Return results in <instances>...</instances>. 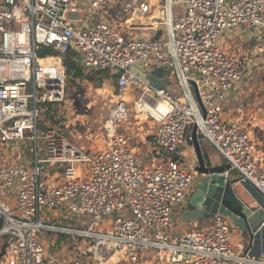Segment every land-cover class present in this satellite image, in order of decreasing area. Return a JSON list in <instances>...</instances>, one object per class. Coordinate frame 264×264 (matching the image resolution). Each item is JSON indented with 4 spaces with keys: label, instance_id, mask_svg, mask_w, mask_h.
<instances>
[{
    "label": "built area",
    "instance_id": "1",
    "mask_svg": "<svg viewBox=\"0 0 264 264\" xmlns=\"http://www.w3.org/2000/svg\"><path fill=\"white\" fill-rule=\"evenodd\" d=\"M110 2L0 0V62L23 61L27 72L16 78L17 69L8 75L7 65H0V145L10 151L0 158V264H104L109 251L141 264L148 250L157 251L148 264H264V255H235L223 214L207 230L181 237L168 232L195 178L194 164L178 152L186 137L192 139L188 131L194 125L240 180L264 196V163L240 120L246 106L239 105L235 120L226 112L246 93L247 63L220 46L225 33L255 31L250 44L264 57V0H165L161 20L149 17L154 6L148 0H128L123 23L92 18L82 26L88 5L98 9ZM139 31L161 34L132 35ZM44 49L54 54L40 55ZM70 49L87 71L119 75V99L105 124L108 144L96 152L69 140L64 58ZM135 67L173 71L184 98L170 86L154 85ZM130 92L138 111L158 125L149 163L131 153L129 136L120 132L129 117ZM65 205L73 219L89 218L87 228L48 221L50 212ZM104 220L110 227L101 230ZM46 233L93 240L102 249L61 259L46 248Z\"/></svg>",
    "mask_w": 264,
    "mask_h": 264
},
{
    "label": "crops",
    "instance_id": "2",
    "mask_svg": "<svg viewBox=\"0 0 264 264\" xmlns=\"http://www.w3.org/2000/svg\"><path fill=\"white\" fill-rule=\"evenodd\" d=\"M148 1L154 6L153 12L149 16L154 19L155 9L158 4L152 3L151 0ZM93 19L101 20L96 17H93ZM160 34L161 32H152V36H159ZM255 35V31L242 30L236 32L235 34L225 33L222 35L220 40L221 48L226 53L244 58L245 62L248 64V68H250L249 70L251 71L246 75V82L248 86V89L245 91L246 93L237 95L232 103L226 107L227 117H233L232 120H235L238 119V115H235L234 112L239 105L244 104L246 107L243 118H245L248 122L247 126L252 124V117H264V69L261 67V55L256 50L255 44L252 43L249 45L250 42L255 39ZM156 75L160 78H166V75L160 69H157ZM151 80L154 82L156 81L157 84L161 85L160 79L156 80V78H152ZM155 125L158 127L156 122ZM156 126L155 130L151 132L152 138L150 141L145 140L150 159L152 156L151 148H153L154 135L157 131ZM191 133L192 130L190 129L188 131V136L189 134L191 135ZM199 140L204 155H208L210 157L213 166L228 164L227 160L200 135ZM255 145L257 149V156L264 163V151L259 150L258 143L255 142ZM178 152L184 155L188 162L194 164L195 178L192 184L191 193L187 200L175 207L168 232L172 236L181 237L186 235L188 232L207 230L213 225L214 216L216 214H223L230 222L235 255L238 257L248 256L250 258L264 255V196L251 184L241 181L238 172L234 169H230L229 173H227V171H229L228 169L225 173H198L196 171L198 162L195 150L190 144L188 137H186L182 148L180 144ZM61 212L62 214L60 213V218L66 220L67 216H65V211ZM68 215V217L71 218V215ZM51 219H57V217H51L48 221ZM71 219L74 221L73 218ZM87 220H89V218L85 219L86 223H88ZM56 222L58 221L56 220ZM60 225H62L61 222ZM66 226L70 228L74 227L75 229H85L82 225L72 226L67 223ZM47 234L53 235L57 233ZM59 234V236L63 239L66 238L68 241L73 240L78 243L79 240H81L71 235L62 233ZM46 243V239H44V244L46 245ZM71 258L72 257H61V259ZM152 258L153 257L151 256L147 257L145 252L141 258V264H148ZM230 264L237 263L230 262Z\"/></svg>",
    "mask_w": 264,
    "mask_h": 264
},
{
    "label": "rangeland",
    "instance_id": "3",
    "mask_svg": "<svg viewBox=\"0 0 264 264\" xmlns=\"http://www.w3.org/2000/svg\"><path fill=\"white\" fill-rule=\"evenodd\" d=\"M128 0H111V2L102 8L93 9L88 5V9L84 11V18L82 26L90 23L93 17L99 19H107L109 21H116L123 23L126 19L124 16L126 13V3ZM152 3L158 4L155 9L154 19L161 20L164 17V11L161 9L165 0H151ZM142 21H138V23ZM147 22V21H145ZM135 37H141L144 39L150 38L152 36V31L148 33H143L142 31L135 32L132 34ZM252 44V43H251ZM249 44V45H251ZM261 67L264 69V57H260ZM248 68L245 69V79L248 72H251ZM137 74L147 79L156 86H170L173 89V92L182 98L181 88L179 87L178 80L171 70L162 69L163 73L166 75V78L158 77L156 75L157 69H141L135 67L133 69ZM86 73H88L86 71ZM97 77H102L97 76ZM105 78V77H104ZM152 78L156 80L160 79L161 85L157 82L152 81ZM167 79V82H166ZM67 88H66V109L68 112V126H69V136L73 144L77 145L79 148L84 149L87 152L99 151L101 148L105 147L108 144L107 135L105 131V124L109 119L110 113L115 107L118 101V89L116 85V79L110 77L103 79L102 83L92 82L89 77H80L76 78L75 76L67 74ZM166 84V85H165ZM248 89V88H247ZM126 99L129 103V117L124 124L120 126V132L126 134L130 138V151L131 153L140 158L144 163L150 162L149 151L146 141H150L151 132L155 130V122L145 113H141L137 109L136 96L133 93H128ZM245 114V113H244ZM244 114L240 116L242 125L246 127L249 131L252 132L253 139L259 145V150L264 151V117H252V124L247 126V121L243 118ZM232 120L233 117H230ZM157 127V126H156ZM192 130V129H191ZM185 139L181 143V148ZM0 158L10 154L9 149L5 145H0ZM61 211H65L67 219L64 220L60 218ZM69 210L67 205L65 208H62L59 211L50 212L49 217H57V219H51L50 222H53L56 226H66L70 224L72 226L82 225L84 228H87L88 223H86L83 216H74V221L68 217ZM55 220V221H54ZM56 220L58 222H56ZM69 220V221H68ZM71 220V221H70ZM89 222V220H87ZM104 228L101 230L107 229L110 227L109 222L104 220ZM74 229V227H71ZM60 234H51L44 235L46 239V245L48 250L56 255L57 257L65 258H74L79 257L81 249L93 248V252L99 253L102 249L101 246H92L94 244L93 240L88 242L84 240H79L75 242L73 240L68 241L66 238L59 236ZM146 252L147 257H156V250H148ZM105 252V250H104ZM104 264H131L121 258V256L114 252H107Z\"/></svg>",
    "mask_w": 264,
    "mask_h": 264
},
{
    "label": "water",
    "instance_id": "4",
    "mask_svg": "<svg viewBox=\"0 0 264 264\" xmlns=\"http://www.w3.org/2000/svg\"><path fill=\"white\" fill-rule=\"evenodd\" d=\"M193 85L194 94L196 97V100L199 104V106L202 109L203 117L206 118V110L204 108V105L201 101L198 86L195 82L191 81ZM191 140L190 144L194 147L196 158H197V167L196 171L201 174H210V173H217V172H226V170H230L231 166L230 164L222 165V166H213L210 160V157L208 155H204L202 151V146L200 144L199 135H198V127L196 125L192 128L191 133Z\"/></svg>",
    "mask_w": 264,
    "mask_h": 264
},
{
    "label": "trees",
    "instance_id": "5",
    "mask_svg": "<svg viewBox=\"0 0 264 264\" xmlns=\"http://www.w3.org/2000/svg\"><path fill=\"white\" fill-rule=\"evenodd\" d=\"M50 54H54V51L51 49H44L40 52V55L44 56V55H50ZM65 65L68 68V75H72L75 76L76 78H80V77H89L90 81L92 82H99L102 83L103 79H107L110 77H114L116 79V85H117V79H118V74H114L111 70H93V71H87L86 69H84V67L81 65V63L79 62V55L73 51L72 49H70L68 51V53L65 55ZM86 71L88 73H86ZM101 76L102 77H97V76ZM105 77V78H104ZM118 89V88H117ZM62 226V225H61ZM63 227H67V226H63Z\"/></svg>",
    "mask_w": 264,
    "mask_h": 264
},
{
    "label": "bare ground",
    "instance_id": "6",
    "mask_svg": "<svg viewBox=\"0 0 264 264\" xmlns=\"http://www.w3.org/2000/svg\"><path fill=\"white\" fill-rule=\"evenodd\" d=\"M0 65H7L8 67V72L7 74L9 75V71L11 69H17L18 71H16V74H15V77L16 78H22V77H25L27 76V72L25 71L24 69V62L23 61H15V62H12V61H4V62H0ZM161 111H165V105H163L161 108H160ZM155 112L156 111H153V115H155Z\"/></svg>",
    "mask_w": 264,
    "mask_h": 264
}]
</instances>
